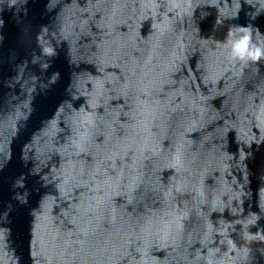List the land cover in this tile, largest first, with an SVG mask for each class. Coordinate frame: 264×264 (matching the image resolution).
I'll list each match as a JSON object with an SVG mask.
<instances>
[{"label": "clouds", "instance_id": "1", "mask_svg": "<svg viewBox=\"0 0 264 264\" xmlns=\"http://www.w3.org/2000/svg\"><path fill=\"white\" fill-rule=\"evenodd\" d=\"M232 51L234 56L241 59L245 57L257 59L262 55V52L259 48L250 50V37L248 35H244L238 40L234 41L232 45Z\"/></svg>", "mask_w": 264, "mask_h": 264}]
</instances>
